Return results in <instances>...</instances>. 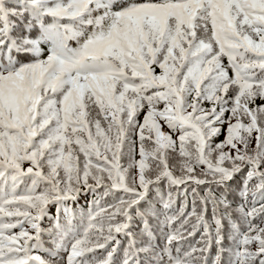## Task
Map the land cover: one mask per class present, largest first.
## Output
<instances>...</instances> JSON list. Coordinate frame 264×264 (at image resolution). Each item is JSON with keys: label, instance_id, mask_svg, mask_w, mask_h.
I'll use <instances>...</instances> for the list:
<instances>
[{"label": "snow or ice", "instance_id": "1", "mask_svg": "<svg viewBox=\"0 0 264 264\" xmlns=\"http://www.w3.org/2000/svg\"><path fill=\"white\" fill-rule=\"evenodd\" d=\"M0 264H264V0H0Z\"/></svg>", "mask_w": 264, "mask_h": 264}]
</instances>
